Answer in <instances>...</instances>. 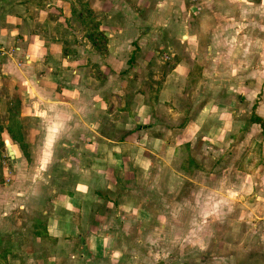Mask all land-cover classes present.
<instances>
[{
	"label": "crops",
	"instance_id": "crops-1",
	"mask_svg": "<svg viewBox=\"0 0 264 264\" xmlns=\"http://www.w3.org/2000/svg\"><path fill=\"white\" fill-rule=\"evenodd\" d=\"M71 1L0 0V264H264V22Z\"/></svg>",
	"mask_w": 264,
	"mask_h": 264
},
{
	"label": "rangeland",
	"instance_id": "rangeland-1",
	"mask_svg": "<svg viewBox=\"0 0 264 264\" xmlns=\"http://www.w3.org/2000/svg\"><path fill=\"white\" fill-rule=\"evenodd\" d=\"M244 2V9L246 14L244 16L248 17V22L251 24V29H255L256 27L260 29L261 31V26L260 24L264 22V0H245ZM72 6L76 8H80L81 2L79 3V0H72L71 1ZM86 16V20L90 23V27L93 28L95 24V19L92 18L93 14L91 13V16L88 13H84V18ZM92 18V19H90ZM255 20H262L260 24L257 22H254ZM74 21V19H73ZM257 30V29H256ZM254 30V31H256ZM252 31V30H251ZM91 37H94V39L97 41L98 44H100V47L103 48L104 43H103V38L100 34L98 33H93ZM264 97V81L262 82L260 92L257 94V100H262ZM1 116V115H0ZM5 133L4 129L0 127V183H7L9 181H13L14 178V167L12 166L11 163V158L7 154V152L3 149L1 146V140L2 137L5 136L3 134ZM3 150V152H1ZM13 173V174H12ZM5 175V176H3Z\"/></svg>",
	"mask_w": 264,
	"mask_h": 264
},
{
	"label": "trees",
	"instance_id": "trees-1",
	"mask_svg": "<svg viewBox=\"0 0 264 264\" xmlns=\"http://www.w3.org/2000/svg\"><path fill=\"white\" fill-rule=\"evenodd\" d=\"M92 18H90V19H92ZM251 120L259 123L261 128L264 130V121L260 117H258L256 114L252 113L251 114ZM5 129H6L7 133L9 134L10 132H12V129L14 130L16 128L14 126H12L11 124H9L6 126ZM17 133H18L19 139H21L19 144H20V146H22V148H24L26 145H25V142L23 141L22 132L19 130V131H17ZM10 136H12V135H10ZM1 146H2V140H1Z\"/></svg>",
	"mask_w": 264,
	"mask_h": 264
},
{
	"label": "built area",
	"instance_id": "built-area-1",
	"mask_svg": "<svg viewBox=\"0 0 264 264\" xmlns=\"http://www.w3.org/2000/svg\"><path fill=\"white\" fill-rule=\"evenodd\" d=\"M4 55H5V49L0 45V65Z\"/></svg>",
	"mask_w": 264,
	"mask_h": 264
}]
</instances>
